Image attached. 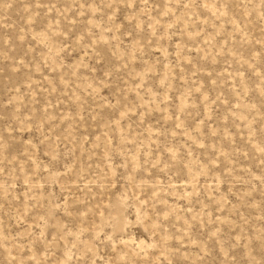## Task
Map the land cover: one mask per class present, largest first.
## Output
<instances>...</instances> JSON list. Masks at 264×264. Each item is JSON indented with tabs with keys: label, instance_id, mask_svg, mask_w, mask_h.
Segmentation results:
<instances>
[{
	"label": "rangeland",
	"instance_id": "374dc122",
	"mask_svg": "<svg viewBox=\"0 0 264 264\" xmlns=\"http://www.w3.org/2000/svg\"><path fill=\"white\" fill-rule=\"evenodd\" d=\"M0 264H264V0H0Z\"/></svg>",
	"mask_w": 264,
	"mask_h": 264
}]
</instances>
